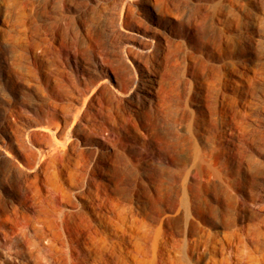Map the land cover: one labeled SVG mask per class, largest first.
<instances>
[{
	"label": "rangeland",
	"instance_id": "374dc122",
	"mask_svg": "<svg viewBox=\"0 0 264 264\" xmlns=\"http://www.w3.org/2000/svg\"><path fill=\"white\" fill-rule=\"evenodd\" d=\"M0 264H264V0H0Z\"/></svg>",
	"mask_w": 264,
	"mask_h": 264
},
{
	"label": "bare ground",
	"instance_id": "6f19581e",
	"mask_svg": "<svg viewBox=\"0 0 264 264\" xmlns=\"http://www.w3.org/2000/svg\"><path fill=\"white\" fill-rule=\"evenodd\" d=\"M130 4V3H129Z\"/></svg>",
	"mask_w": 264,
	"mask_h": 264
}]
</instances>
